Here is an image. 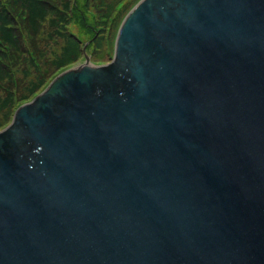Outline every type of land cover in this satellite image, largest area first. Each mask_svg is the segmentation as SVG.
I'll return each instance as SVG.
<instances>
[{
    "label": "water",
    "instance_id": "95a60500",
    "mask_svg": "<svg viewBox=\"0 0 264 264\" xmlns=\"http://www.w3.org/2000/svg\"><path fill=\"white\" fill-rule=\"evenodd\" d=\"M115 50L0 131V264H264V0H142Z\"/></svg>",
    "mask_w": 264,
    "mask_h": 264
},
{
    "label": "trees",
    "instance_id": "16d2710c",
    "mask_svg": "<svg viewBox=\"0 0 264 264\" xmlns=\"http://www.w3.org/2000/svg\"><path fill=\"white\" fill-rule=\"evenodd\" d=\"M90 1L94 0H83L86 12ZM116 2L99 3L103 11L98 29L101 31L87 50L92 47L105 50L106 44L109 46L106 42L109 40L106 30L112 28L109 19L122 3ZM126 3L124 0L116 14L117 24L129 10ZM73 5V0H0V129L11 122L16 109L39 93L53 75L84 57L83 38L68 30ZM45 26L56 29L59 38L65 41L61 52H54L50 61L45 60L47 50L41 47Z\"/></svg>",
    "mask_w": 264,
    "mask_h": 264
},
{
    "label": "rangeland",
    "instance_id": "374dc122",
    "mask_svg": "<svg viewBox=\"0 0 264 264\" xmlns=\"http://www.w3.org/2000/svg\"><path fill=\"white\" fill-rule=\"evenodd\" d=\"M73 1H74V5L72 6V9L70 10L71 11V14H70L71 23L69 25L68 30L77 33L79 36L83 38V46H85L87 42H88L87 45L89 46L90 44H92L94 38L99 35L100 33L99 31H101L98 29L100 28V24H99L100 20L103 21V18L101 19L103 11L100 10V6H99V3L102 0L90 1L89 2L90 8L87 10V12L85 11L83 0H73ZM105 1L109 2V5H112L117 0H105ZM123 1L124 0L122 1L120 0L117 2L123 3ZM125 1L127 2L126 5L129 8V10L126 12L127 14L141 0H125ZM122 3H119L118 7L119 6L122 7ZM121 7L118 9L115 8L111 18L109 19V26H112L111 29L106 30V35L109 38V40L106 39V42L107 43L109 42V46L108 44H106L105 50H99V51H97L94 47H92L89 50L86 49V53L88 54L90 61H93L94 63H100V61L101 62L111 61L112 58L110 59V56L113 57L114 55L113 41H115L116 39L120 24L122 23V20H123L121 17L120 19L121 21L119 20V23L117 24L116 14L121 9ZM125 15H123V18L125 17ZM89 31L91 33H89ZM43 38H46V39L43 40ZM42 42H43V46L41 45V47L47 50L48 56L45 58V60L47 61H50L53 58L52 54L54 52L55 54L60 53L63 45L65 44V41L61 40L59 36L57 35V30L54 28H50L48 26L44 27L43 33L41 34V43ZM83 62H85L84 57L74 65H77ZM1 116L2 115L0 113V118Z\"/></svg>",
    "mask_w": 264,
    "mask_h": 264
}]
</instances>
